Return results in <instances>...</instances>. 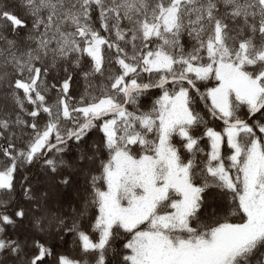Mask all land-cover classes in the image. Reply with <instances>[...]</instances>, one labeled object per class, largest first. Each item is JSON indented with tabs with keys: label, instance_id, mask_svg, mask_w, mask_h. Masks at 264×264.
<instances>
[{
	"label": "snow or ice",
	"instance_id": "1",
	"mask_svg": "<svg viewBox=\"0 0 264 264\" xmlns=\"http://www.w3.org/2000/svg\"><path fill=\"white\" fill-rule=\"evenodd\" d=\"M0 89V264H264V0H0Z\"/></svg>",
	"mask_w": 264,
	"mask_h": 264
},
{
	"label": "trees",
	"instance_id": "2",
	"mask_svg": "<svg viewBox=\"0 0 264 264\" xmlns=\"http://www.w3.org/2000/svg\"><path fill=\"white\" fill-rule=\"evenodd\" d=\"M84 83L80 79L78 73H74L73 75V86H72V94L73 95H79V93L83 90ZM158 90H150V94L146 95L142 101L141 106L148 105L150 106L151 100L154 97V95H158ZM52 95H55V92L53 91ZM8 106L10 107V101L7 100L4 96L3 90L0 89V107ZM217 124H220V122H217ZM70 126V125H69ZM211 126V125H210ZM87 135V141H85V144L88 141L93 140L94 138H97L100 134L98 129H91ZM0 143H3L2 140H0ZM77 145L75 141H70L65 148L64 152L61 154V157L67 162V166L63 168V174L70 175L72 177V183H70L68 186H59L56 190L57 195L60 199L61 205L65 208L66 214L70 213L73 207L79 208L81 204V200L76 198V192L77 189L83 188L84 184V178L83 176L78 172V170L72 166L73 161H75L78 157V151H77ZM80 147H83V145H80ZM223 147L226 149L227 145L226 143L223 145ZM0 163H2V158H0ZM26 173L30 177V181L33 187L34 194H39L41 192H44L47 188L51 185V177L47 176L45 172L40 168L39 163H36L32 167H28L25 170H20L17 173L16 176V184H15V196H16V203H23L24 207L26 209H31V203L28 201L23 200L22 191H21V184L19 181L23 178V175ZM83 196V192L81 191V197ZM13 208V205L8 206V211L11 213ZM6 234L8 235H16L19 234L21 239L25 235H30L31 230L29 227L28 220L25 219L22 223H19L15 229L12 228V226H9L7 229ZM66 238L63 241V243L60 242L58 237H44V239L48 240L49 244L52 245L56 250L62 251L65 254L69 255L70 258L78 259L84 264V262H88L90 264L91 257L84 256L78 247H73L71 243V236L68 234H62Z\"/></svg>",
	"mask_w": 264,
	"mask_h": 264
}]
</instances>
